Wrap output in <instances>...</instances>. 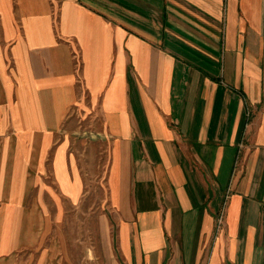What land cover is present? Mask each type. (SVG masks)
<instances>
[{"label":"crops","instance_id":"0c3cea01","mask_svg":"<svg viewBox=\"0 0 264 264\" xmlns=\"http://www.w3.org/2000/svg\"><path fill=\"white\" fill-rule=\"evenodd\" d=\"M0 264H264V0H0Z\"/></svg>","mask_w":264,"mask_h":264},{"label":"rangeland","instance_id":"374dc122","mask_svg":"<svg viewBox=\"0 0 264 264\" xmlns=\"http://www.w3.org/2000/svg\"><path fill=\"white\" fill-rule=\"evenodd\" d=\"M85 152V157H82L84 160V164L86 165L85 169L87 172L88 176V197L90 198V202H94L95 204L101 203L104 201L106 195L104 194V189H105V181L102 179V177L105 174V170L101 171L102 177H98V172L97 169L98 163L96 164L98 158L102 159V157L96 156V152L100 151V148L97 146H92L91 143L88 145L86 144L83 148ZM86 160V161H85ZM104 161V162H103ZM95 163V165H94ZM103 163V164H102ZM102 164V165H101ZM103 166L106 169L107 166V161L106 157L101 160L99 166ZM100 169V168H98ZM101 212L100 211H91V210H80L79 212L73 213V215L70 216L72 217L73 220H76V223L71 224V227L67 228L68 233H75V234H86L88 232L94 233L95 235L97 234L98 231V220L101 218ZM87 222V223H86ZM87 224V226H85ZM112 229H114L112 227Z\"/></svg>","mask_w":264,"mask_h":264}]
</instances>
